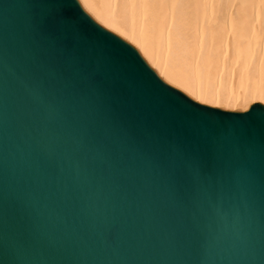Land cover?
<instances>
[{
	"label": "water",
	"instance_id": "95a60500",
	"mask_svg": "<svg viewBox=\"0 0 264 264\" xmlns=\"http://www.w3.org/2000/svg\"><path fill=\"white\" fill-rule=\"evenodd\" d=\"M0 264H264V104L83 0H0Z\"/></svg>",
	"mask_w": 264,
	"mask_h": 264
},
{
	"label": "bare ground",
	"instance_id": "6f19581e",
	"mask_svg": "<svg viewBox=\"0 0 264 264\" xmlns=\"http://www.w3.org/2000/svg\"><path fill=\"white\" fill-rule=\"evenodd\" d=\"M83 1L176 82L209 95L264 104V0ZM196 63L202 65L195 69Z\"/></svg>",
	"mask_w": 264,
	"mask_h": 264
},
{
	"label": "rangeland",
	"instance_id": "374dc122",
	"mask_svg": "<svg viewBox=\"0 0 264 264\" xmlns=\"http://www.w3.org/2000/svg\"><path fill=\"white\" fill-rule=\"evenodd\" d=\"M175 55H176V54H175ZM188 59H189V58H188ZM185 60H186V59L182 60V62H183L184 64H185V62H186ZM192 60H193V59H192ZM184 61H185V62H184ZM189 61H190V60H189ZM195 62H196V61H195ZM192 63H193V62H192ZM186 65H187V63H186ZM201 65H202V64H201ZM201 65H199V66H201ZM188 66L190 67V69H191L192 71L195 70L197 67H199V66H197V63H196L195 66H192V64H191V66H192L193 68L195 67V69H193V68L190 66V64H188ZM196 66H197V67H196ZM189 67H187V68L189 69ZM207 68H208V67H206V69L204 68V69L206 70V72H207ZM202 69H203V68H202ZM205 70H204V71H205ZM197 71H198V70H197ZM194 72H195V71H194ZM198 72H199L200 74H202L203 71H202V72L198 71ZM198 72H197V74H199ZM195 73H196V72H195ZM207 73H209V72H207ZM207 73H206V74H207ZM204 74H205V72H203L202 75H204ZM208 75H210V73H209ZM205 76H206V75H205ZM203 77H204V76H203ZM206 77H207V76H206ZM262 83H263V82H262ZM262 83H261V84H262ZM262 85H263V84H262Z\"/></svg>",
	"mask_w": 264,
	"mask_h": 264
}]
</instances>
